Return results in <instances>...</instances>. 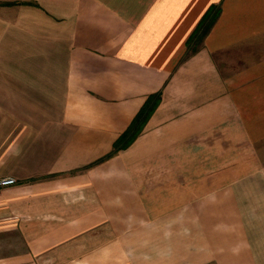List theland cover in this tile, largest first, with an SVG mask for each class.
I'll return each mask as SVG.
<instances>
[{
	"label": "crops",
	"instance_id": "0c3cea01",
	"mask_svg": "<svg viewBox=\"0 0 264 264\" xmlns=\"http://www.w3.org/2000/svg\"><path fill=\"white\" fill-rule=\"evenodd\" d=\"M2 176L0 264H264V0H0Z\"/></svg>",
	"mask_w": 264,
	"mask_h": 264
},
{
	"label": "trees",
	"instance_id": "16d2710c",
	"mask_svg": "<svg viewBox=\"0 0 264 264\" xmlns=\"http://www.w3.org/2000/svg\"><path fill=\"white\" fill-rule=\"evenodd\" d=\"M217 17L218 12L213 9L212 13L207 16L199 30L202 31V28H204L207 24V28H210L217 19ZM160 100V94L153 95L150 97V99H148L147 103L143 106V108L133 120L129 129L117 140L115 144V149L111 155L118 153L122 149L128 148L134 143L136 139H138L139 135L143 132L148 121L157 109Z\"/></svg>",
	"mask_w": 264,
	"mask_h": 264
},
{
	"label": "built area",
	"instance_id": "2783aa9c",
	"mask_svg": "<svg viewBox=\"0 0 264 264\" xmlns=\"http://www.w3.org/2000/svg\"><path fill=\"white\" fill-rule=\"evenodd\" d=\"M17 184V180L15 178H2L0 179V188H5L9 186H14Z\"/></svg>",
	"mask_w": 264,
	"mask_h": 264
},
{
	"label": "rangeland",
	"instance_id": "374dc122",
	"mask_svg": "<svg viewBox=\"0 0 264 264\" xmlns=\"http://www.w3.org/2000/svg\"><path fill=\"white\" fill-rule=\"evenodd\" d=\"M23 153H21V155H22ZM12 162V160H4V162H3V164H9V163H11ZM236 170H234V169H231V170H229V172H235ZM234 175H237V173H233V176ZM2 178H3V176H2ZM2 178H0V179H2ZM8 178H12V177H8ZM6 188V187H5ZM4 189V188H3ZM2 188H0V190H3Z\"/></svg>",
	"mask_w": 264,
	"mask_h": 264
}]
</instances>
